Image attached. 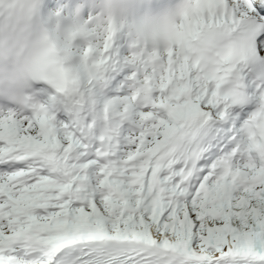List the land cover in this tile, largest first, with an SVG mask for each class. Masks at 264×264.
<instances>
[{
    "label": "snow or ice",
    "instance_id": "snow-or-ice-1",
    "mask_svg": "<svg viewBox=\"0 0 264 264\" xmlns=\"http://www.w3.org/2000/svg\"><path fill=\"white\" fill-rule=\"evenodd\" d=\"M206 26L237 34L216 69L169 50L123 137L0 113V264H264V85L238 72L264 59V0H194L179 37Z\"/></svg>",
    "mask_w": 264,
    "mask_h": 264
},
{
    "label": "clouds",
    "instance_id": "clouds-1",
    "mask_svg": "<svg viewBox=\"0 0 264 264\" xmlns=\"http://www.w3.org/2000/svg\"><path fill=\"white\" fill-rule=\"evenodd\" d=\"M39 6L40 0H0V113L18 118L38 110V84L43 81L62 89L60 99L82 121L76 83H72L76 73L64 65L75 36L82 38L86 48L102 51L114 33L123 32L124 59L132 65L130 96L138 93L134 102L139 104L150 95L145 76L155 87L166 74L169 50L173 62L180 64L188 57L198 63V71L212 72L237 38L231 29L206 26L186 42L181 40L179 34L191 17L194 0H75V27L65 40L58 41L41 22ZM85 70L89 76H101L103 71L97 64H86Z\"/></svg>",
    "mask_w": 264,
    "mask_h": 264
},
{
    "label": "bare ground",
    "instance_id": "bare-ground-1",
    "mask_svg": "<svg viewBox=\"0 0 264 264\" xmlns=\"http://www.w3.org/2000/svg\"><path fill=\"white\" fill-rule=\"evenodd\" d=\"M85 51L82 52L72 50L71 53L74 56L75 68L82 72V74L86 78V83H88L92 76H89L88 72L85 70ZM79 53H81V55H78ZM87 55L93 56L91 51L88 52ZM97 61L100 60L97 59L96 56H93V58L89 60L87 65L96 64ZM111 62L114 64L112 58L106 57V59L103 60V63L99 65L103 70L101 77L104 79L107 78V82L103 81L99 84V86L93 85L89 88H85L81 92H76L80 101L85 102L87 106L85 114L82 117V121H78L73 116L69 115V105L60 99L63 93L49 91L45 94L43 92V89H40L39 92L43 99L41 100V105H43L51 114H53V116L55 112H59L61 114V116H59L60 118L54 117V120L58 125L61 123L73 125L83 123L85 126L91 124L92 127L90 129V132L93 136H98L106 126L112 127L117 122H119V132L122 137L126 135V125L128 128L133 127L130 120H121L119 113L116 111V105L114 104L116 96H112V94L108 91L112 89V87H107L111 78L109 77L108 72L105 69L111 66ZM116 65L117 64L115 63V67ZM117 98L119 99L118 101H120L127 100L130 97L119 96ZM65 105H67L68 107ZM64 112H66L67 114L65 115ZM98 118L100 119V124L96 122V119L98 120ZM108 123H110V126L108 125ZM214 125H216V123L209 122L208 127L212 129Z\"/></svg>",
    "mask_w": 264,
    "mask_h": 264
}]
</instances>
